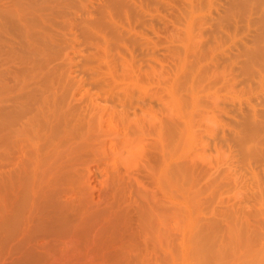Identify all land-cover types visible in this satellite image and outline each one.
<instances>
[{
    "label": "bare ground",
    "instance_id": "1",
    "mask_svg": "<svg viewBox=\"0 0 264 264\" xmlns=\"http://www.w3.org/2000/svg\"><path fill=\"white\" fill-rule=\"evenodd\" d=\"M157 31L180 61L169 101L184 112L177 129L163 107L150 135L160 116L136 63L156 57ZM73 56L75 79L61 63ZM239 84L257 100L236 104ZM196 124L206 147L184 157ZM128 196L149 257L118 240ZM177 260L264 264V0H0V264Z\"/></svg>",
    "mask_w": 264,
    "mask_h": 264
},
{
    "label": "rangeland",
    "instance_id": "2",
    "mask_svg": "<svg viewBox=\"0 0 264 264\" xmlns=\"http://www.w3.org/2000/svg\"><path fill=\"white\" fill-rule=\"evenodd\" d=\"M214 9V8H213ZM214 11V10H213ZM208 14H210V11H207ZM76 33V32H75ZM71 35H73V32L70 33ZM79 36V35H78ZM153 40L155 41L156 45V57L154 58V60H150L149 56L146 57H142L139 56L137 59V63L136 66L137 68V73L139 74V76H141V84L143 85V88L145 89V86H147L146 88L148 89V96H151L153 98V106L154 109L156 111H158V115L160 117H153L148 114L147 115V119L148 121V130L150 135L154 132V130L156 129L157 125H159V122L163 116V107L166 109V112L169 114V118L171 120L172 123H174L173 125L178 129L181 128V122H182V117H183V110L180 109L181 107H178L174 101L171 102L170 97L172 99L171 95V85L174 83L175 81V73L177 71V66L179 65L180 61L177 57L171 56L166 54L165 50L167 49V47H169L170 45L167 44V40L165 39V37L163 36V34L160 31H157L156 33H154L152 35ZM207 34L205 35V39H207ZM171 44V43H170ZM165 51V52H164ZM72 54V53H71ZM151 61L152 66H146V61ZM190 62H194V60H188V63ZM63 63L62 67L63 70L66 72V74H69L71 76V79H75L78 78L77 77V70H76V65L79 63V58L73 56V57H67L65 59ZM143 63V64H142ZM142 69V72H139V69ZM146 73H149L150 77H147ZM79 76V74H78ZM241 78V77H239ZM140 84V85H141ZM145 85V86H144ZM244 86V84H239L236 87V92L232 93V97L233 98H237L236 104L242 101H246L247 98H252L253 100H257V94L255 96H253L252 94H250L249 92H243L242 91V87ZM180 95H186V93L184 91H180L179 92ZM173 100V99H172ZM223 119V121L228 122L229 118L228 116H226L225 114L222 115L221 117ZM208 123V122H207ZM206 123V124H207ZM206 124H196L193 128V138L191 141H183L181 146L183 149V154H181V150L179 153H177V155H179L178 157H176V160H178V158H184V157H192L194 156V154L200 150L205 148V144L202 140L203 137V133L205 132V127ZM236 123L235 120L232 119L231 122V126L235 127ZM150 140H155V138L153 136H149ZM232 141V140H231ZM233 148L236 150L238 147H236V143L231 142ZM144 157L146 160V163L150 166L152 165L153 167H158V165L160 164L161 160H162V152L160 151V149H154V148H147L145 149V153H144ZM228 152H226L224 155L220 156V160L222 161V159H228L229 157L227 156ZM184 155V157H183ZM198 158V157H197ZM194 159L195 162V168L197 167L199 169V167H201L202 173L207 170H209V167L207 168V165H205V160L202 162L201 159ZM204 159H207L206 157ZM200 160V161H199ZM145 162V161H144ZM200 164V165H199ZM200 168V169H201ZM102 167L99 166V170H101ZM199 169V170H200ZM201 171V170H200ZM198 170L194 171L195 177L198 178L199 172ZM141 178H143V180L145 181V184L148 186V188L152 191H155L157 193L158 196H160V191L159 189L154 185V183L147 178L146 176H140ZM200 177V176H199ZM201 179V178H200ZM98 183V179L94 178L93 184H97ZM98 191V190H96ZM99 192V191H98ZM242 192H239L237 189H230L229 192L225 193V199H228V197H240L242 196ZM205 196V195H204ZM203 196V201L206 200V198ZM174 205H175V210H177L178 212L175 214V217L173 218V238L175 240V243L180 242L182 240L183 237V232H184V222L183 219L178 216V215H182V211L181 209L184 208L183 204L180 202L179 198L177 195H174ZM219 198H217L218 200ZM122 207L124 209V219L122 221V223L124 224L118 233V240H122L126 243H131L133 242L136 249L141 251L145 256L149 257L148 254L146 253L145 249H146V245L144 244L143 240L141 237L138 236L137 230L138 227L136 226V220L137 217L135 216V211L133 206L131 205V201L129 196L126 198V201H122ZM205 204H207L205 202ZM208 205V204H207ZM207 205H202L201 202V208L203 210L207 209L206 206ZM203 206V207H202ZM211 205H209L210 207ZM208 207V209H210ZM213 207V206H212ZM226 207L224 205H216V209H225ZM205 211V210H204ZM203 211V212H204ZM209 217V215L207 216ZM211 218L212 215H210ZM184 218V216H183ZM203 219V216L200 217ZM176 253H178L176 251ZM178 255V254H175ZM179 258V257H178ZM149 260L144 261L143 263H147ZM181 261L177 260V264H180ZM114 264V263H112ZM136 264V263H134ZM149 264H154V262H151Z\"/></svg>",
    "mask_w": 264,
    "mask_h": 264
}]
</instances>
